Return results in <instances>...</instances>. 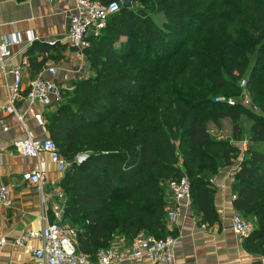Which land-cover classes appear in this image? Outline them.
Returning <instances> with one entry per match:
<instances>
[{"label":"trees","instance_id":"trees-1","mask_svg":"<svg viewBox=\"0 0 264 264\" xmlns=\"http://www.w3.org/2000/svg\"><path fill=\"white\" fill-rule=\"evenodd\" d=\"M135 1L150 12L139 9ZM193 7L202 11L203 3ZM234 7L238 11L226 12ZM209 9L216 12L210 22L235 28L239 20L247 32L264 37V0H214ZM153 14L163 17L165 25ZM207 20L191 14L180 0H133L131 9L121 6L84 52L91 74L72 81L74 89L65 91L64 102L46 116L49 137L70 163L58 185L66 196L63 221L76 229L77 251L92 260L116 237L129 242L140 235L171 237L173 202L167 187L183 176L192 186V216L200 225L217 222L213 177L239 160L241 147L233 140L215 139L207 122L241 117L255 124L231 191L235 211L256 224L244 240L262 241L258 247L264 248V152L256 148L264 145V41L251 69L232 63L225 72H212L210 88H200L196 99L181 98L172 87L162 86L157 97L152 96L155 60L167 52L177 57L194 33L192 23L202 22L206 28ZM68 50L75 52L70 44L34 42L25 55L37 72ZM245 77L248 91H255L251 103L257 111L241 103L215 102L217 97L240 102ZM233 139L240 140L237 125ZM80 154L90 155L83 166L76 161Z\"/></svg>","mask_w":264,"mask_h":264},{"label":"crops","instance_id":"crops-1","mask_svg":"<svg viewBox=\"0 0 264 264\" xmlns=\"http://www.w3.org/2000/svg\"><path fill=\"white\" fill-rule=\"evenodd\" d=\"M75 8L74 0H0V38L15 36L20 44L12 48V57L7 68L23 67V86L16 110L24 117V125L15 114H7L10 106L11 75L0 72V176L11 191V206L0 211V236L8 240V245L0 252V264H34L36 258L27 250L15 247L14 240L27 231H40L53 218L52 201L43 198L37 186L23 178L26 173L40 171L45 174V190L52 184L59 185L63 175L50 156L43 153L38 159L24 158L13 152V142L28 136L33 138L49 137L45 126L37 124L35 116L44 120L56 107L43 108L40 104H30L26 98L31 82L47 67L58 70L56 82L67 86L72 81L87 78L77 74L82 59L76 52L68 50L59 61H50L35 72L25 55L31 47L30 39L35 42L68 44L70 17ZM45 77H49L48 74ZM46 124V122H45ZM237 168V167H236ZM236 168L219 171L213 177L215 190L214 209L217 222L212 225H200L191 214V208L173 202L169 211L168 230L170 236L180 239L175 249V264H264L262 241L241 240L231 227L232 215L236 212V196L231 191ZM253 222V221H252ZM256 229V224L253 222ZM112 245L130 250L132 242L116 237ZM152 264L148 260L140 263Z\"/></svg>","mask_w":264,"mask_h":264},{"label":"built area","instance_id":"built-area-1","mask_svg":"<svg viewBox=\"0 0 264 264\" xmlns=\"http://www.w3.org/2000/svg\"><path fill=\"white\" fill-rule=\"evenodd\" d=\"M45 1L52 2L53 0ZM74 2L75 8L70 17L67 40L68 44L83 60L84 52L92 47L91 39L102 34L107 26L108 18L120 11L121 3L113 1L103 4L101 0H74ZM34 42L35 39L31 37L30 43ZM19 44L20 41L15 36L0 38V72L13 77L9 96L10 106L5 109V112L15 114L19 122L24 125V117L16 110V103L20 100L22 93L23 67L7 68V62L13 55L12 48ZM57 73L56 67H47L31 82L26 96L30 104H40L43 108H52L58 107L64 102V92L72 91L74 88L70 84L67 86L59 85L56 82ZM85 73L84 66H81L77 71L81 78ZM46 74L49 75L48 78L45 77ZM240 88L242 89L240 102L235 98L227 97H217L215 102L229 106H236L241 103L243 107L253 110L246 79L240 82ZM35 120L39 126H45L43 116L37 115ZM12 149L15 154L31 159H38L43 153L49 154L51 162L56 165L62 175L70 167V163L61 156L56 143L50 137L33 138L28 136L14 141ZM246 150V144H243V153ZM23 178L37 186L43 198V204H45L44 196L48 197L53 204L51 221L40 231L24 232L13 243L15 247L31 253L36 258L34 264H123L125 262L140 263L144 260H148L152 264H175V249L180 243L178 237L156 239L140 235L135 238L127 252L119 246L111 245L108 248L100 249L95 260L79 253L75 245L77 232L63 221L66 204L64 192L55 184H52L50 189L46 191V176L40 171L26 173ZM167 190L172 201L178 205L184 204L187 208L191 207L192 186L187 176H183L178 181L169 182ZM10 206L11 191L0 176V211ZM231 227L234 234L241 240L249 237L255 229L254 223L244 219L238 212L232 215ZM7 245V238L0 236V252Z\"/></svg>","mask_w":264,"mask_h":264},{"label":"rangeland","instance_id":"rangeland-1","mask_svg":"<svg viewBox=\"0 0 264 264\" xmlns=\"http://www.w3.org/2000/svg\"><path fill=\"white\" fill-rule=\"evenodd\" d=\"M174 1L177 2V0ZM180 1L191 14H195V16L205 15L208 18L206 22L207 27H201L202 22L196 23L197 25L192 23L190 31L192 30L194 33L186 39L187 47H184L175 58H173L174 56H169L172 52H167L155 60L156 68L152 71L153 80L150 84L152 96L155 98L157 97L159 87L162 86L172 87L181 98L196 99L200 88H204V86L208 89L210 88L209 76L212 72H225L232 63L241 64L245 66L246 70L251 69L254 62V54L258 50H261V45L264 41V37L251 34L245 28L238 25L239 20L236 22V25H233L235 28H228L223 24H215L213 21L210 22L211 16L213 17L216 14L215 11L209 9L214 4V0ZM135 2L139 9L150 12L148 7L143 6L140 1ZM199 2L203 3L202 11L194 10L193 6ZM232 11H238V8H229L226 12ZM153 18L161 26H164L166 23L160 15L153 14ZM187 24H189V21H187ZM200 27L201 29H199ZM191 44L193 46H190ZM81 63L86 71H88L89 66L85 57ZM89 74H91L90 71ZM245 79L247 78L245 77ZM248 93L250 100H252L255 91L252 92L250 90ZM210 98L213 97L210 96ZM254 108L256 109V107ZM254 124L255 122L247 117H241L236 121L226 119L219 122H207L208 129L215 139L233 140L235 143L238 142V146L241 147L240 158L231 168H238L244 154L242 145L246 144L247 149L249 148ZM235 125L238 126V135H240V140L238 141L233 139V127ZM256 148L264 152V145L256 146ZM70 227L73 228L72 226Z\"/></svg>","mask_w":264,"mask_h":264},{"label":"water","instance_id":"water-1","mask_svg":"<svg viewBox=\"0 0 264 264\" xmlns=\"http://www.w3.org/2000/svg\"><path fill=\"white\" fill-rule=\"evenodd\" d=\"M133 0H120L121 6L123 9H131ZM254 111H257V109L253 108ZM90 159L89 154H80L77 156V164L80 166H83L88 160Z\"/></svg>","mask_w":264,"mask_h":264}]
</instances>
